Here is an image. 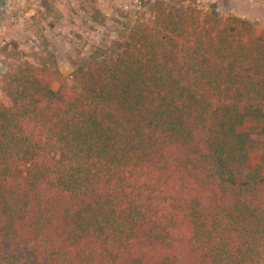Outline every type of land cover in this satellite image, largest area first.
<instances>
[{
	"label": "trees",
	"instance_id": "16d2710c",
	"mask_svg": "<svg viewBox=\"0 0 264 264\" xmlns=\"http://www.w3.org/2000/svg\"><path fill=\"white\" fill-rule=\"evenodd\" d=\"M137 2L92 14L114 36L72 87L49 46L5 48L0 264H264V37L199 0Z\"/></svg>",
	"mask_w": 264,
	"mask_h": 264
},
{
	"label": "rangeland",
	"instance_id": "374dc122",
	"mask_svg": "<svg viewBox=\"0 0 264 264\" xmlns=\"http://www.w3.org/2000/svg\"><path fill=\"white\" fill-rule=\"evenodd\" d=\"M199 1L206 7L215 5L227 23L240 18L251 24L254 37H264V0ZM137 3V0H5L0 11V76L7 71L10 60L4 54L5 48L9 53H25L33 58L49 46L56 54L64 82L74 86L73 62L114 36L112 30L99 29L92 14L100 12V16L106 15L114 22L125 19L124 16L132 21L143 19ZM255 161V154L251 153L249 162Z\"/></svg>",
	"mask_w": 264,
	"mask_h": 264
},
{
	"label": "flooded vegetation",
	"instance_id": "af4514ba",
	"mask_svg": "<svg viewBox=\"0 0 264 264\" xmlns=\"http://www.w3.org/2000/svg\"><path fill=\"white\" fill-rule=\"evenodd\" d=\"M5 0H0V11L3 9V7L5 6Z\"/></svg>",
	"mask_w": 264,
	"mask_h": 264
}]
</instances>
